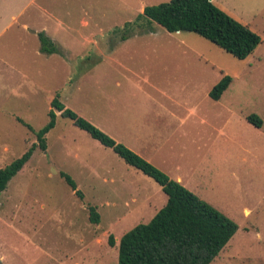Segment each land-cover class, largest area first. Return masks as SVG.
<instances>
[{"label": "rangeland", "instance_id": "374dc122", "mask_svg": "<svg viewBox=\"0 0 264 264\" xmlns=\"http://www.w3.org/2000/svg\"><path fill=\"white\" fill-rule=\"evenodd\" d=\"M169 1L0 0V169L37 143L58 97L238 226L210 264H264V0H211L260 37L245 60L139 20L144 7ZM34 31L62 55L40 53ZM223 76L232 82L214 102L208 94ZM55 113L46 150L36 148L0 193V264H117L121 236L167 197Z\"/></svg>", "mask_w": 264, "mask_h": 264}, {"label": "trees", "instance_id": "16d2710c", "mask_svg": "<svg viewBox=\"0 0 264 264\" xmlns=\"http://www.w3.org/2000/svg\"><path fill=\"white\" fill-rule=\"evenodd\" d=\"M139 20L147 25L157 24L167 33H193L238 60H245L252 55L261 42L256 33L220 10L211 0H170L146 6ZM37 38L40 53L62 55L59 47L43 32L38 33ZM231 82L229 76H223L210 90L209 98L218 101ZM55 112L60 113V118L70 120L74 127L86 132L101 146L110 149L126 165L153 180L167 197L165 205L149 222L138 224L121 236L117 264H210L234 236L238 226L231 219L199 199L179 182L170 179L152 163L65 108L58 97L50 102L49 121L35 133L37 143L0 169V193L6 190L10 180L22 170L36 148L46 150L45 135L55 127ZM246 120L253 127L261 129L262 120L256 114H250ZM59 177L81 198L70 176L59 173ZM88 213L89 221L98 224L99 215L95 207H89ZM108 244L115 246L111 235Z\"/></svg>", "mask_w": 264, "mask_h": 264}, {"label": "crops", "instance_id": "0c3cea01", "mask_svg": "<svg viewBox=\"0 0 264 264\" xmlns=\"http://www.w3.org/2000/svg\"><path fill=\"white\" fill-rule=\"evenodd\" d=\"M19 15H20V13H19ZM19 15H10V20H11V23H9V24H7V25H9L8 27H10L11 25L10 24H12V25H14V24H16L18 21H17V17L19 16ZM3 27H5V26H3ZM24 30H28V28H27V26H24ZM4 28H2V30H3ZM1 30V31H2ZM43 32V31H42ZM38 33H40V32H35L34 31V34L37 36V34ZM170 179H172L171 177H169ZM172 180H175V181H177V182H179L181 185H182V178L180 177V176H176L174 179H172Z\"/></svg>", "mask_w": 264, "mask_h": 264}]
</instances>
